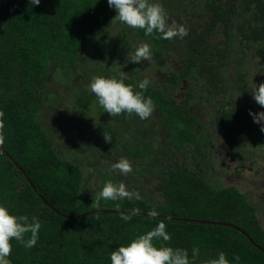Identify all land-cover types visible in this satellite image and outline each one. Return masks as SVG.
<instances>
[{"label":"trees","instance_id":"trees-1","mask_svg":"<svg viewBox=\"0 0 264 264\" xmlns=\"http://www.w3.org/2000/svg\"><path fill=\"white\" fill-rule=\"evenodd\" d=\"M176 1L161 0L169 23L183 24L188 34L172 40L129 28L115 18L107 0L0 4V202L14 214L35 216L42 223L35 247L12 241V264H111L113 250L161 220L172 238L154 243L186 248L190 255L198 247L195 264H206L221 251L230 260L239 255L240 264H264L262 205L236 186L215 187L207 179L212 125L218 135L232 136L234 162L254 173L264 166L259 164H264L259 162L264 161V132L249 114L264 111L250 92L252 81L264 83V0ZM135 37L151 45V57L160 65L144 95L153 100L155 121L165 133L151 124L143 127L134 113L110 116L89 83L75 88L74 118L59 112L64 131L56 136L47 130L41 114L52 94L53 75L64 72L65 80L78 82L79 59L90 49L98 48L90 54L92 71H80L84 75L123 76L134 87L147 76L127 66ZM173 52L179 53L177 64L168 58ZM114 65L120 66L117 72ZM95 105L102 113L97 124L91 122ZM75 119L80 130L85 125L91 133V144L87 137L79 138L77 146L63 150L57 138H69L67 121ZM116 123L126 125L125 141L112 132L110 125ZM250 131L257 134L255 141ZM105 134L112 140L106 141ZM122 157L132 164L127 175L113 168ZM108 181L123 184L128 195L99 199ZM140 183L150 187L151 199L139 195ZM153 209L157 217L150 216Z\"/></svg>","mask_w":264,"mask_h":264},{"label":"clouds","instance_id":"clouds-1","mask_svg":"<svg viewBox=\"0 0 264 264\" xmlns=\"http://www.w3.org/2000/svg\"><path fill=\"white\" fill-rule=\"evenodd\" d=\"M41 0H31L32 5H39ZM108 6L116 11L115 18L131 29H141L145 36L158 39L172 40L176 37L187 36L188 30L183 24L169 23V14L161 0H107ZM151 45L143 42L132 53H128V61L140 63L151 58ZM151 84L149 77L145 76L134 87L126 84L124 77L93 76L88 85L89 91L95 95L98 104L104 112L110 116L122 113L136 114L140 119L149 118L155 110L151 97H146L144 92ZM139 90H136V89ZM254 100L264 107V83L257 85L252 81L250 91ZM254 122L261 124L264 132V111L259 113L249 112ZM3 116L0 112V143H3ZM105 140L111 141L110 135L105 134ZM122 174L132 172V164L122 157L113 164ZM128 192L123 184L116 185L111 181L104 184L99 192V199L116 200L126 197ZM157 217L158 212L153 209L149 213ZM122 219H129L123 216ZM42 223L39 218L27 215L14 214L6 203L0 202V264H11L10 256L13 250L12 241L15 240L25 248L35 247L39 241ZM30 235H27L29 234ZM171 234L167 231V225L161 220L154 228L144 234L138 235L126 245H120L110 253L111 264H195L200 250L193 247L191 255L186 248L172 247L165 243L157 245L154 241L168 242ZM206 264H240L239 255L231 260L223 251L216 257L206 261Z\"/></svg>","mask_w":264,"mask_h":264},{"label":"rangeland","instance_id":"rangeland-1","mask_svg":"<svg viewBox=\"0 0 264 264\" xmlns=\"http://www.w3.org/2000/svg\"><path fill=\"white\" fill-rule=\"evenodd\" d=\"M3 2V0H0V4ZM166 2L168 3L169 0H166ZM174 4H178V0L174 3ZM116 29V28H115ZM135 41V48L140 45L141 43L145 42L143 40H141L139 37H135L134 38ZM94 43H90L88 48H91L93 46ZM98 48L96 47L94 50L90 49V51H88V53L84 56L82 55V57H80L79 62H78V69L79 71L75 72V77H79V81L78 82H74V81H69V80H65V73L64 72H60V73H56V75H53V80L51 82V85L48 87L49 91L52 93L50 95V97L45 101L46 106L45 111L41 114V120L42 123L44 124L45 128L47 130H54V132L56 133V136H58V133H60V131H64L59 129L61 122H60V116H59V112L68 114V112L71 113L72 118L75 117L74 115V110L76 109L77 105L76 100L77 97L75 95V91H76V86L78 85H87L88 83H90V75H84L83 73H81V70H85L88 69L89 72L91 69H93L94 65H93V60L90 59V54L93 55L95 52H97ZM132 53V51H131ZM178 55L179 53H174L168 57L169 60L175 64H177L178 62ZM128 59V56H127ZM127 66L129 68V70H138L140 71V75L144 74L147 75L148 77H150L151 79H155V77L157 76L158 72H159V67L160 65H158L157 63H155V61L152 59V57L147 60V61H141L140 63H132L129 61V63L127 62ZM108 71H106L107 73ZM126 73H128L126 71ZM79 75V76H78ZM75 79V78H74ZM179 93V90H175V94ZM92 108V107H91ZM245 111H247V109H245ZM91 122L93 124H97L100 122L99 117H102V113L101 110H99V108L95 105V107H93L92 109V114H91ZM106 123V120H104ZM208 122L210 123V120H208ZM66 127V131L68 134V137H58L57 139L59 140V146L61 147V149L63 148V150H68L69 147H73V146H77L76 142L78 141L79 138H85L87 137L89 140H92V135L91 133H87L85 132L84 128L85 125L82 126V129H79V126L81 125L77 119H75V123H72L71 120L67 121ZM80 124V125H79ZM139 124H143V127L145 124H151L153 127H155V130L158 131V133L160 135L163 134L164 128L163 125L160 122L155 121V114L152 113V115L147 118V119H143L141 120V122ZM91 127V126H90ZM142 127V128H143ZM89 128V127H88ZM89 131V130H88ZM208 132H210V137H217V133L215 132L213 125L210 127V129L208 130ZM54 135V134H53ZM122 135V134H121ZM257 134H254V136H256ZM85 141V140H84ZM217 146V143H216ZM77 149V147L75 148ZM224 151V150H223ZM225 152V158H222V161L224 162L226 160L227 162V166L231 167V170L233 171L237 166L233 165L234 163L231 162V160L229 159V157L226 155V151ZM90 153L86 152L85 157L87 155H89ZM209 158L211 161V168L207 171V179L210 181V183L213 186H217V187H222V186H227L228 184H230L231 182L226 178V176L223 174V172L219 171V162L216 159V155L212 150H209ZM73 158L79 159L81 161V156H77L76 154H72L71 155ZM257 179L259 180V184L256 183V181H254V183L252 184V180H248L246 178H242L243 181V190L245 192H248L249 194H251V201L256 204L257 206H261L262 205V210H264V183H263V178L258 176ZM239 185V184H238ZM241 186V185H239ZM150 188L149 186H145L144 185L141 187V193L139 195H145L147 196L148 199H151L152 195H151V191H149ZM250 189L253 190L252 193H250ZM147 191L150 192L147 193ZM264 224V222H262ZM12 264V263H11Z\"/></svg>","mask_w":264,"mask_h":264},{"label":"flooded vegetation","instance_id":"flooded-vegetation-1","mask_svg":"<svg viewBox=\"0 0 264 264\" xmlns=\"http://www.w3.org/2000/svg\"><path fill=\"white\" fill-rule=\"evenodd\" d=\"M114 68V70L117 72L119 70V65H114L112 66ZM92 70H90L91 72ZM106 71H109V69H107ZM105 71V73H106ZM91 78V76H90ZM107 116V115H106ZM111 120L112 122L115 121V118L114 117H111ZM107 122L108 119H106ZM136 125V124H135ZM112 126V132L114 134H116V136H118L119 138H121L122 141H125L126 139V136L129 135L127 133V131L125 130V126L126 125H122V124H114V125H110ZM137 126V125H136ZM140 130V127L141 125H138L137 126ZM165 133V131H163ZM232 133V132H231ZM122 134V135H121ZM218 135V134H217ZM226 133L224 132L223 135L220 134L218 135L217 137L213 138V137H210V141H211V146H210V150H212L215 155H216V159L218 160L219 162V171H220V168H221V171L223 172V174L226 176V178L231 182L230 185H233V186H236L238 188H240L244 193H246V195L248 196V200L251 201V194H249L248 192H245L243 190V181H242V178H246L247 181L248 180H252L253 178H257L258 176L262 177L263 176V170H264V166L262 167H259V171L257 173H254L253 172V169L252 168H249L247 167V165L245 164V166L247 167L246 169H244V167L242 166L241 163H236L234 162L232 159H231V151H230V148L234 145H232V143L230 142V140L232 139V136L231 137H226ZM249 136L253 139L254 138V135L251 134V131L249 133ZM254 140V139H253ZM91 140H88V143H90ZM255 141V140H254ZM216 143H217V146H216ZM226 151V155L229 157V159L231 160V162H233L234 164L233 165H236L237 167L232 171L231 170V167H230V164L229 166H227V162L226 160L223 162L222 161V158L224 157L225 158V152ZM248 150V149H247ZM244 153H247V151H244ZM242 158V161H244V157H241ZM259 161V160H258ZM259 162H264L263 160L259 161ZM261 165H264L263 163H259ZM208 176V175H207ZM241 186H239V185ZM144 184L140 183V186L138 187L139 190H142L141 187L143 186ZM145 187V185H144ZM217 187V186H216ZM253 190L250 189V193H252ZM138 196V195H137ZM252 202V201H251ZM260 212L258 214L260 220H261V225L264 227V224L262 222H264V210L260 209Z\"/></svg>","mask_w":264,"mask_h":264},{"label":"water","instance_id":"water-1","mask_svg":"<svg viewBox=\"0 0 264 264\" xmlns=\"http://www.w3.org/2000/svg\"><path fill=\"white\" fill-rule=\"evenodd\" d=\"M190 221H193V220H190ZM202 223H207V222H205V221H201ZM211 223H216V222H211ZM219 224H221V225H227V226H232V227H234L233 225H231V224H226V223H219ZM244 234H246L244 231H242Z\"/></svg>","mask_w":264,"mask_h":264}]
</instances>
